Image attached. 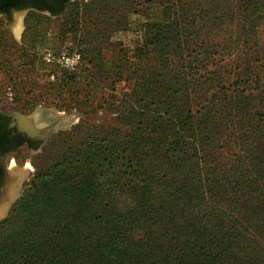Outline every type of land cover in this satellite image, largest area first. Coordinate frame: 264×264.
<instances>
[{"label":"rangeland","instance_id":"374dc122","mask_svg":"<svg viewBox=\"0 0 264 264\" xmlns=\"http://www.w3.org/2000/svg\"><path fill=\"white\" fill-rule=\"evenodd\" d=\"M239 3L62 0L57 14L23 8L12 11L7 21L0 18V107L16 118L20 130L34 131L31 137L59 125L39 147L23 146L6 158L7 175H14L16 185L13 194L12 184L2 186L8 201L0 215V264H161V244L180 229L179 223H170L160 194L182 186L187 177L177 173L182 162L177 148L193 152L189 160L204 171L216 169L220 182L233 179L240 185L241 178H252L249 168L255 161L246 152L257 147L254 129L264 123V0L260 9L249 10L246 21ZM110 17L116 21L110 27L76 31L83 19L102 26ZM84 35L93 38L89 66L82 60L68 71L42 61L45 47L80 52ZM169 61L172 74L179 70L182 75L165 83ZM51 71L55 77L48 75ZM142 94L161 100L156 104L161 115L149 124L139 109ZM175 106H188L192 114ZM23 120L32 123L30 128ZM88 133L99 145L127 144L138 193L129 195L133 204L117 190L106 198L97 187L78 186L83 181L65 174L60 162V170L40 177L73 152L70 146L78 166L77 147ZM108 165L103 163V174ZM65 181L77 187L65 194L52 188ZM158 181L161 187L154 185ZM23 201L21 222L15 224L20 220L14 217L17 204ZM101 212L115 214V222L97 219ZM137 228L149 238L146 247L130 233Z\"/></svg>","mask_w":264,"mask_h":264},{"label":"trees","instance_id":"16d2710c","mask_svg":"<svg viewBox=\"0 0 264 264\" xmlns=\"http://www.w3.org/2000/svg\"><path fill=\"white\" fill-rule=\"evenodd\" d=\"M260 4L261 0H247V2L241 0L238 9L243 20H248L249 10L253 12L257 8L260 9ZM61 6L62 0L55 7L39 6L37 8H45L53 14H57L61 10ZM113 22L116 21L110 17V20L101 26L96 19H83L80 24L75 25L78 27L76 31L81 29V32H91L94 27L96 29L99 28V25L101 28L110 27ZM81 39L79 42L80 52H78L80 62L86 58L91 60L90 56L93 55L94 46L89 43V40L93 38L84 35L81 36ZM104 56L102 55L101 58L105 59ZM90 60L84 61L86 67L92 64ZM168 65L169 68L165 70L167 74L164 76L165 83L181 79L182 74L180 75L179 70L177 74H172L170 61ZM86 67L84 73L87 70ZM48 75L54 76L55 74L51 71ZM157 85L162 86L163 83ZM138 98L142 121L148 119V124L153 120L155 121L158 118L157 115H161V109L156 105L161 100H156L157 98L153 95L147 99L146 94H142ZM182 102L185 101L182 100ZM173 108H178L180 111L187 110L188 115L192 114V110L188 106H175ZM162 115H169V113L168 111L163 112ZM84 137L85 139L80 140L77 147V164L79 167L75 166L74 163L76 150L70 146V149H74L73 152L69 155L65 153L64 156L59 157L48 168L49 170L45 169L46 172L39 174L40 177L53 175V171H56L55 168L60 162L64 166L65 174L72 179L83 181L82 185L78 186L85 187L86 190L91 187L95 190L97 187L98 195L100 197L104 195L106 198L115 195L117 190L122 193L121 195L126 202L133 204L135 199L130 198V196L138 195V193L137 185L131 180L130 174H133L134 167L129 160L127 144L124 147L120 142L109 144L106 142L99 145L92 134H84ZM253 137L259 140L257 143L253 138L257 147L246 152V156L252 162L255 161L249 168L252 178H247L244 182L241 177L234 174L233 177L237 180L241 178L240 185H237L236 181L232 182V178L231 183L220 182L217 177L219 172L216 169L204 171L198 163L189 160L193 156V152H186L177 148V152L182 157L177 173L185 172L187 177L182 181V186H171V189H165L160 194L161 207L168 211L170 223H179L180 229H176L170 238L168 237L166 242L161 244V260H158L161 261V264L174 262L183 264H264V140L260 141V139H264V123L259 127L256 126ZM190 145L191 147L194 146L193 143ZM256 151L257 154H252ZM103 163L109 164V171H106L105 174H103ZM57 170H60V167ZM144 173L147 174V177L150 176L147 172ZM143 179L139 182L144 183ZM154 185L161 187V181H158V184L154 182ZM71 187L77 186H71L65 181L53 184L52 188L65 194L69 190L72 191ZM36 196L45 199L43 195L37 194ZM155 199H158V194L152 200ZM29 200L30 198L25 201L29 202ZM34 202L37 201L32 200L35 205ZM23 204L24 201L17 204V216L14 217H21L19 210L23 208ZM30 209L32 210V207ZM188 213H191L189 218L186 217ZM100 216L101 218L97 219H113L112 223L116 220L115 214L114 218L110 214L105 215L102 212L97 214V217ZM25 217L27 214L22 219ZM14 221L13 219L9 226L14 224ZM20 222L21 218L15 224H20ZM130 233L138 235V238L143 241L142 246L148 245L149 238L146 232L137 228L134 232L131 229ZM141 259L142 255L140 254L138 261Z\"/></svg>","mask_w":264,"mask_h":264},{"label":"flooded vegetation","instance_id":"af4514ba","mask_svg":"<svg viewBox=\"0 0 264 264\" xmlns=\"http://www.w3.org/2000/svg\"><path fill=\"white\" fill-rule=\"evenodd\" d=\"M60 0H0V18L3 17L7 21L11 17L12 11H19L23 8H29V10L37 7H55ZM16 118L3 110L0 107V191L2 189L4 181L5 186L12 184V188L9 190V194L15 191V183L13 180L14 175L9 177V167L6 166L5 161L8 156H16L17 152L23 146L27 148H37L44 140L41 137L29 136L26 132L20 130L16 125ZM22 124L29 126L27 121H21ZM44 135V134H42ZM47 136H45L46 138ZM47 139V138H46ZM14 166V165H13ZM11 166V168L13 167ZM7 175V178H6ZM6 187L2 190V200L6 198ZM13 194V193H11ZM11 197V195H10ZM4 205V204H3ZM2 207V205H1Z\"/></svg>","mask_w":264,"mask_h":264},{"label":"built area","instance_id":"2783aa9c","mask_svg":"<svg viewBox=\"0 0 264 264\" xmlns=\"http://www.w3.org/2000/svg\"><path fill=\"white\" fill-rule=\"evenodd\" d=\"M40 55L45 64H54L68 71L77 69L80 62V54L74 51L61 50L56 52L51 47H45L40 52Z\"/></svg>","mask_w":264,"mask_h":264},{"label":"water","instance_id":"95a60500","mask_svg":"<svg viewBox=\"0 0 264 264\" xmlns=\"http://www.w3.org/2000/svg\"><path fill=\"white\" fill-rule=\"evenodd\" d=\"M29 8H26V9H24V11H26V10H28ZM21 12V11H20ZM23 13V11L21 12V14ZM58 125V124H57ZM57 125H55V126H52V127H50L48 130H47V133H44V135H41L40 137H41V139L42 140H44L45 139V136H48L49 134H51V132L55 129V128H58V126ZM27 131V130H26ZM26 131H24V132H26ZM34 131H32V130H30L29 132H27V134L29 135V134H31V133H33ZM39 133V132H38ZM34 134H37V133H34ZM3 189V188H2ZM2 189H1V191H0V201L2 200V197H1V194H2ZM11 199V198H10Z\"/></svg>","mask_w":264,"mask_h":264},{"label":"bare ground","instance_id":"6f19581e","mask_svg":"<svg viewBox=\"0 0 264 264\" xmlns=\"http://www.w3.org/2000/svg\"><path fill=\"white\" fill-rule=\"evenodd\" d=\"M20 120H21V118H20ZM7 201H8V197L7 196H6V198L3 201H0V215H1V213H4L5 212V209L3 207L7 203ZM1 205H2V207H1Z\"/></svg>","mask_w":264,"mask_h":264},{"label":"crops","instance_id":"0c3cea01","mask_svg":"<svg viewBox=\"0 0 264 264\" xmlns=\"http://www.w3.org/2000/svg\"><path fill=\"white\" fill-rule=\"evenodd\" d=\"M24 21H25V20H22V26H24V27H25V25H24Z\"/></svg>","mask_w":264,"mask_h":264}]
</instances>
